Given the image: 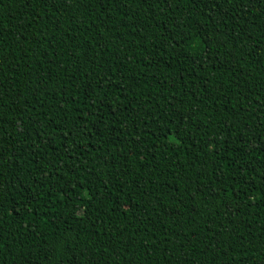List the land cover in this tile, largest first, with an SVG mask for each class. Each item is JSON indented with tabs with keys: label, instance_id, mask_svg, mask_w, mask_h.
Instances as JSON below:
<instances>
[{
	"label": "trees",
	"instance_id": "obj_1",
	"mask_svg": "<svg viewBox=\"0 0 264 264\" xmlns=\"http://www.w3.org/2000/svg\"><path fill=\"white\" fill-rule=\"evenodd\" d=\"M0 264H264V0H0Z\"/></svg>",
	"mask_w": 264,
	"mask_h": 264
}]
</instances>
